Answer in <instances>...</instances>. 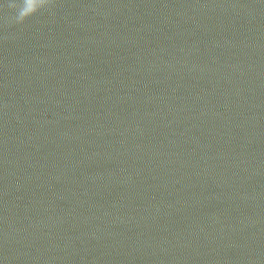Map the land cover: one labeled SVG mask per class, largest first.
<instances>
[{"label":"water","instance_id":"obj_1","mask_svg":"<svg viewBox=\"0 0 264 264\" xmlns=\"http://www.w3.org/2000/svg\"><path fill=\"white\" fill-rule=\"evenodd\" d=\"M0 264H264V0H0Z\"/></svg>","mask_w":264,"mask_h":264}]
</instances>
